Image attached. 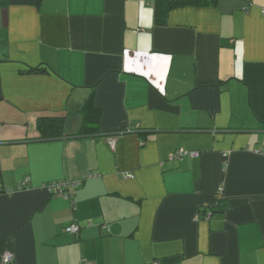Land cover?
<instances>
[{
    "label": "crops",
    "instance_id": "crops-1",
    "mask_svg": "<svg viewBox=\"0 0 264 264\" xmlns=\"http://www.w3.org/2000/svg\"><path fill=\"white\" fill-rule=\"evenodd\" d=\"M171 1L0 0V264H264V0Z\"/></svg>",
    "mask_w": 264,
    "mask_h": 264
},
{
    "label": "built area",
    "instance_id": "built-area-1",
    "mask_svg": "<svg viewBox=\"0 0 264 264\" xmlns=\"http://www.w3.org/2000/svg\"><path fill=\"white\" fill-rule=\"evenodd\" d=\"M142 1L145 5L153 7L152 0H140ZM110 146L113 148V143L110 142ZM200 156L199 151H194V150H186L183 148L175 149L168 155V160H181L185 157L189 158H198ZM225 157V155H223ZM79 182L75 183H66V182H55V183H50L49 185H46L44 188L45 190L55 196H60L63 197L64 199H70L72 198L71 192H68V190H73L79 186ZM26 181L23 182L22 184L17 186V190L23 189L25 187ZM13 192V189H5L3 190L4 194H11ZM80 231V226L76 224H70L69 226H66L63 229L64 233L70 234V235H76ZM2 264H12L13 259L12 255L9 253H5L2 256ZM151 264H159V262L154 261Z\"/></svg>",
    "mask_w": 264,
    "mask_h": 264
},
{
    "label": "trees",
    "instance_id": "trees-1",
    "mask_svg": "<svg viewBox=\"0 0 264 264\" xmlns=\"http://www.w3.org/2000/svg\"><path fill=\"white\" fill-rule=\"evenodd\" d=\"M216 0H180V1H171L170 6L175 7V6H182L186 5L188 3H194L197 5L205 6V5H210L215 3ZM34 72L38 73H44V68H36ZM37 129L39 133L41 134L40 138L43 139H51L54 137H57L60 135L61 130H62V124L61 120L57 118H44L41 117L37 120L36 123ZM0 193H3V191H0Z\"/></svg>",
    "mask_w": 264,
    "mask_h": 264
}]
</instances>
